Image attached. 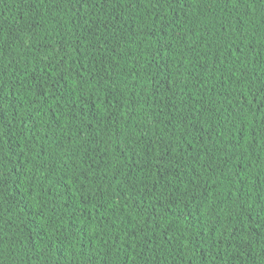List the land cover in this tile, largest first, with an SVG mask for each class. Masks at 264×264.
I'll return each mask as SVG.
<instances>
[{
  "label": "trees",
  "instance_id": "16d2710c",
  "mask_svg": "<svg viewBox=\"0 0 264 264\" xmlns=\"http://www.w3.org/2000/svg\"><path fill=\"white\" fill-rule=\"evenodd\" d=\"M0 264H264V0H0Z\"/></svg>",
  "mask_w": 264,
  "mask_h": 264
}]
</instances>
